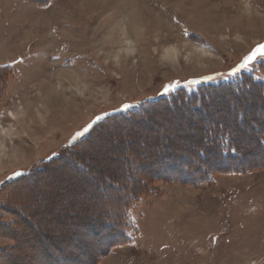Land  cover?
<instances>
[{"label": "rangeland", "instance_id": "obj_1", "mask_svg": "<svg viewBox=\"0 0 264 264\" xmlns=\"http://www.w3.org/2000/svg\"><path fill=\"white\" fill-rule=\"evenodd\" d=\"M262 70L264 0H0V264H264L260 89L239 100L211 91L185 104L202 112L156 107L147 123L99 130L78 151L83 175L68 158L45 163L112 114L201 85L264 81ZM220 129L234 159L210 150ZM144 153L163 155L150 167L179 182L152 183L126 210L125 242L105 251L116 236L92 237L87 215L113 219L125 188L106 194L85 176L130 183ZM184 159L198 165L193 177L207 171L203 183L181 182Z\"/></svg>", "mask_w": 264, "mask_h": 264}, {"label": "trees", "instance_id": "obj_2", "mask_svg": "<svg viewBox=\"0 0 264 264\" xmlns=\"http://www.w3.org/2000/svg\"><path fill=\"white\" fill-rule=\"evenodd\" d=\"M262 72L264 74V70H262ZM253 89H260L264 92V81H256L251 76L248 75V76H243L240 79V81H237L234 83L231 82L227 84H219L216 86L210 85V84L201 85L197 87L195 91H191L189 93L185 92L184 90H179L180 93L177 92L176 94L171 95V97H163L155 101H151L147 103L146 105L138 107L135 110H132L126 113L120 112L117 114H112L109 117H107V119L98 121L97 123L93 124L89 128L88 130L89 132L87 134L80 136L75 141V143L68 145L59 156H56L50 160H47L45 161V163L49 164L51 162L52 163L58 162V163L67 165V162H69L67 161V158H68V159L73 160V163L78 164L77 166V165L68 163L69 170H73L77 172L79 175H81L83 170L88 171L90 170V168L89 166H85L84 164H82L81 159L78 158L77 156L78 154H82V153L81 152L78 153V151L81 150L84 146H86L87 145L86 143L90 142L92 137H95V135H98L97 133L99 130L105 129L106 127H109V126H114L117 129H119V126H121L123 129L131 128L135 126L137 122L140 121L141 119H146L145 122L147 123V120L149 119L148 114L151 112L153 108H156V107H166L167 108L169 106H173L174 109L176 110L182 107L183 110L188 109L192 113L194 112L196 113L198 111L202 112V110H200L198 107L189 108L185 106V104L189 103L190 105H196V104L199 105L202 102H205L206 96L209 95L211 91H215V90L217 91L227 90L231 92V95H235L236 92H241L240 93L241 95L243 94V95H247L248 97H251L252 93L250 91ZM239 97H240L239 95H235L234 99L239 100ZM176 101H179L178 105L175 104ZM193 102H195L196 104ZM250 122H248L249 127L251 126ZM262 122L263 121H261L260 123ZM242 123H245V122H242ZM224 132H225V135H223ZM208 135L209 133H207V136L205 137L206 143L208 140L212 141L214 139V138H211L210 135L209 136ZM230 135L231 134L227 132L226 129H220L218 136L217 135L215 136V138L218 137L220 139V142L219 144L215 143L213 146H211L213 148L210 149L211 151L213 149L215 151V148L217 147L219 151V157H222L225 160L227 158L234 159V157L237 156V151H238L237 148H235L234 146H232V144L229 143ZM224 142L226 144H223ZM206 143L203 144V147L204 145L206 146L212 145V144H206ZM210 143H213V142H210ZM125 145L127 146L126 147L127 149L130 148L127 151H129L131 154L135 153L131 148V143L128 142ZM125 155L126 153L120 154L122 158ZM149 157H150L149 155L147 156L144 153V156L141 157V160L137 159L136 165L138 166L140 170L143 171V173H141L137 178L131 179L130 183H127L126 181H123L122 179L118 180L117 177H110V176H107V177L90 176L88 177V176H85L86 179L92 178L93 180L97 181V183H99L100 186L102 185L105 186L107 190L106 194L113 193L115 196L116 194L119 193L118 191L119 187L123 189V186H124V188L126 189V190L123 189L124 199H122V201H120L117 204V214L114 216L113 219H108V218L100 219L103 217L104 212H98V213L92 212V213H89V215H87L88 217L86 220H88L87 221L88 225L87 224L86 225L88 226L87 228L89 230L88 234H90L92 237L96 238L97 236L98 237L102 236L103 233L114 234L116 236L115 239L113 240L110 239V241H108L106 245L107 247L106 246L104 247L105 251L107 250V248L111 247V244L113 246V245H117V244L125 242V240L127 239V233H128V229L126 228V225H127L126 210L130 208L132 203L137 201L139 198L150 193L151 190L149 188L152 183L156 181L177 182V183L179 182V179L176 176L170 177V178H168L169 176H167L166 178V176L164 177V175L160 174V172L162 171V168H160L161 166L159 168L150 167V166H156L157 165L155 164L156 162H159V164L164 162L165 158L163 155L157 156V158H155L156 162L155 160L152 161L151 159H149ZM187 161H188V164L186 163ZM138 162H140V164H138ZM182 162L188 165L187 169L182 170L183 174H185L186 176L185 180H188V181L187 182L181 181V182L187 183V184H193V185H200L201 183H203V181L205 180L207 176L206 175L207 171H204L202 175L193 177L194 172H192V170L194 169V170L199 171L198 165H196L195 162L191 160L189 161V159L187 160L184 159ZM123 164H126L125 161L123 162ZM38 171H39L38 173H35V174L33 173L32 175L30 173L24 174L18 177L17 179H15L14 181H12L11 184L15 183L18 179L20 180L22 179L24 181L27 179H31L32 176L33 178L35 177V179H37L38 177H40V175H42V173L44 172V169L42 168V169H39ZM127 173H125L126 175L123 178L125 180L127 179V177L130 178V175H128ZM190 180L192 182H190ZM13 201L15 200L12 199V202ZM8 214L10 215L11 223H10V226L8 225L7 227L9 228V230L13 231L12 228H14L16 224V221L14 220V218L16 219L18 217L19 212L15 209V207L10 206L8 208ZM17 219H19V217Z\"/></svg>", "mask_w": 264, "mask_h": 264}, {"label": "bare ground", "instance_id": "obj_3", "mask_svg": "<svg viewBox=\"0 0 264 264\" xmlns=\"http://www.w3.org/2000/svg\"><path fill=\"white\" fill-rule=\"evenodd\" d=\"M129 42V41H128ZM130 43V42H129ZM219 99V98H218ZM221 100H222V98H220ZM247 108V107H246ZM182 113V112H181ZM168 117V116H167ZM170 122V121H169ZM211 122V121H210ZM187 123V122H186ZM191 127V126H190ZM196 130V129H195ZM120 131V130H119ZM238 132V131H237ZM242 133V132H241ZM199 134V133H198ZM197 134V135H198ZM240 134V133H239ZM198 137V136H197ZM245 139V138H244ZM213 148V147H212ZM248 150V149H247ZM213 151H214V149H213ZM215 153V152H214ZM252 154V153H251ZM210 155V154H209ZM245 161V160H244Z\"/></svg>", "mask_w": 264, "mask_h": 264}]
</instances>
